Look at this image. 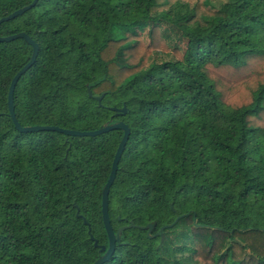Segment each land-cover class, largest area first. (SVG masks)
<instances>
[{
	"label": "trees",
	"instance_id": "1",
	"mask_svg": "<svg viewBox=\"0 0 264 264\" xmlns=\"http://www.w3.org/2000/svg\"><path fill=\"white\" fill-rule=\"evenodd\" d=\"M19 33L22 127L130 128L109 216L135 227L105 264H264V0H39L0 25ZM32 54L0 42V264H94L124 132H20Z\"/></svg>",
	"mask_w": 264,
	"mask_h": 264
},
{
	"label": "water",
	"instance_id": "2",
	"mask_svg": "<svg viewBox=\"0 0 264 264\" xmlns=\"http://www.w3.org/2000/svg\"><path fill=\"white\" fill-rule=\"evenodd\" d=\"M39 0H34L30 5L23 7L14 13L10 14L7 17L1 18L0 19V25L4 22L13 20L23 14H25L27 11L31 10L34 8ZM16 39H25L29 45L32 46L33 48V54L32 57L29 61V63L24 66L13 78L10 89H9V95H8V104H9V111H10V116L16 126V128L23 133H32V132H41V131H55L59 132L62 134H66L68 136H74V137H95L99 136L105 133H108L113 130H122L124 132L123 138L119 144V147L117 149V152L114 157V161L112 164V170L110 177L106 183V185L103 188V198H102V217H103V222L107 231V235L109 238V247L107 248L106 246H100L98 244V241L93 237L91 234V231H89L90 234V239L94 241L95 247L99 248V253L101 254L100 258L94 263V264H105L110 260V258L114 255L116 251V246L117 243H119L121 239L122 232L126 230L127 228H132L135 227V225L131 224L126 227H122L117 231V233L114 231L111 221H110V216H109V195L111 191V187L114 184V181L117 176L118 168H119V163L122 158V155L125 151L127 142L130 137V128L128 127L127 124H125L123 121H119L116 123H111V124H105L102 128L92 131V132H80V131H72V130H66V129H61L56 126H33V127H22L17 119L16 112H15V107H14V94L16 90V86L21 79V77L34 65L37 56L39 54V46L38 44L26 33H19L17 35L9 36V37H0V42H11ZM102 97L98 98V101L101 103ZM115 112H117V115L120 114H125L127 112L126 108L123 109H117L113 108ZM173 209V208H172ZM180 218V217H179ZM178 218V219H179ZM177 219V220H178ZM87 224V222L85 221ZM154 226L152 224H149L147 227H143L142 229H148L149 233L153 230ZM165 240V234H162V241L161 244Z\"/></svg>",
	"mask_w": 264,
	"mask_h": 264
},
{
	"label": "rangeland",
	"instance_id": "3",
	"mask_svg": "<svg viewBox=\"0 0 264 264\" xmlns=\"http://www.w3.org/2000/svg\"><path fill=\"white\" fill-rule=\"evenodd\" d=\"M225 1H227V0H221V3H222V2H225Z\"/></svg>",
	"mask_w": 264,
	"mask_h": 264
}]
</instances>
